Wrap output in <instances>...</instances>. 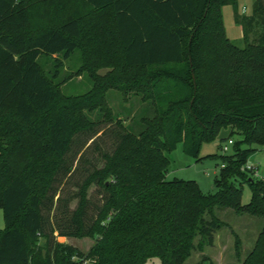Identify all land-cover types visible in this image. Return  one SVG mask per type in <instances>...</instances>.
Listing matches in <instances>:
<instances>
[{
  "label": "trees",
  "instance_id": "trees-1",
  "mask_svg": "<svg viewBox=\"0 0 264 264\" xmlns=\"http://www.w3.org/2000/svg\"><path fill=\"white\" fill-rule=\"evenodd\" d=\"M228 5L243 48L226 37L221 8ZM236 6L237 0H0V264H185L193 253L198 264H214L203 252L227 225L219 210L262 220L240 264H264V183L241 171L264 150V0H254L250 15ZM77 50L84 63L110 71L93 74L95 84L82 97L63 96L37 60ZM110 89L125 101L140 99L134 127L116 121L106 102ZM95 111L100 116L93 119ZM103 124L115 126L113 148L98 152L100 166L83 170L75 193H64L89 148L99 150ZM222 131L233 153L218 156L223 167L214 193L191 180H167L178 144L200 161L202 144ZM65 237L93 245L83 252L59 242ZM234 244L239 260L237 234Z\"/></svg>",
  "mask_w": 264,
  "mask_h": 264
},
{
  "label": "rangeland",
  "instance_id": "rangeland-1",
  "mask_svg": "<svg viewBox=\"0 0 264 264\" xmlns=\"http://www.w3.org/2000/svg\"><path fill=\"white\" fill-rule=\"evenodd\" d=\"M254 0H237L236 11L240 15L243 14L242 9L245 7V13L250 15L252 11V4ZM78 4V2H74ZM86 12V11H85ZM223 27L225 29L226 37L229 41L233 42L237 47L243 48L245 42H243L242 29L235 21L234 7L228 5L221 8ZM48 25L43 21L39 24ZM252 39V37H251ZM40 64V69L43 75H45L52 83L54 87L59 91V94L70 97H82L87 94L93 88L94 78L93 74L99 78L106 76L110 71V67H101L99 63L94 68L91 63H84V54L82 51L77 50L69 57H64L62 54L55 56H42L37 60ZM93 69L91 73L90 69ZM101 81H99L100 83ZM106 102L116 118V121H120L124 126H133L132 121L139 112L142 110V103L140 99L131 97L128 100H124L122 95L113 89L107 91ZM100 116L99 111H95L92 116L96 119ZM101 130L105 129V133L96 139L99 150L95 151L94 146H91L84 155L83 161L80 163L77 173H75L69 181L65 184L64 193L73 194L77 191V185L84 177V169L90 170V166H100V156L98 152H109L115 142V126L103 124L100 127ZM226 137L224 131L220 132L218 137L211 142L203 143L200 149V161H196L193 157L184 153L183 145L178 144L174 150L169 154L170 167L167 173V180L179 179V180H191L196 182L201 191L204 193H214L216 191L214 187V179L218 176L221 169V161L218 156H230L233 151L231 145L228 142H222L221 139ZM84 137L80 138L78 142V148H81L84 144ZM1 143V141H0ZM94 145V144H93ZM215 157V158H214ZM250 161L258 163L264 167V150L258 149L249 157ZM86 161L87 164H84ZM92 168V167H91ZM63 193V194H64ZM91 201L95 204L99 202V197L96 189L91 190ZM243 204H248L251 200V190L247 185L243 186L241 192ZM76 205L72 202V207ZM218 218L222 219L226 223V227H223L220 232L215 236L214 246H206L203 255L209 257L214 264H240L241 260L252 250L253 242L261 230V221L254 217L239 216L231 211H216ZM5 228V221H3V212L0 210V231ZM237 234L242 248V254L239 260L235 258V244L234 235ZM59 242L71 243L83 252H87L93 245V240L89 238H59ZM43 240L39 241L42 244ZM200 254L193 253L185 264H198ZM144 264H160L157 259H152Z\"/></svg>",
  "mask_w": 264,
  "mask_h": 264
},
{
  "label": "built area",
  "instance_id": "built-area-1",
  "mask_svg": "<svg viewBox=\"0 0 264 264\" xmlns=\"http://www.w3.org/2000/svg\"><path fill=\"white\" fill-rule=\"evenodd\" d=\"M242 11L243 14L246 12L245 7L242 9ZM228 144L231 145L232 141H229ZM221 167H223V165H221ZM241 171L248 174V176H250L252 179L262 181L264 183V167L258 163H254L248 159L243 165Z\"/></svg>",
  "mask_w": 264,
  "mask_h": 264
},
{
  "label": "crops",
  "instance_id": "crops-1",
  "mask_svg": "<svg viewBox=\"0 0 264 264\" xmlns=\"http://www.w3.org/2000/svg\"><path fill=\"white\" fill-rule=\"evenodd\" d=\"M254 2V1H253ZM246 9V8H245ZM59 240V239H58ZM68 244H70V245H72L71 243H68ZM72 246H74V245H72Z\"/></svg>",
  "mask_w": 264,
  "mask_h": 264
}]
</instances>
